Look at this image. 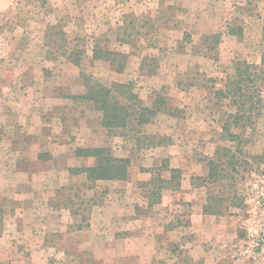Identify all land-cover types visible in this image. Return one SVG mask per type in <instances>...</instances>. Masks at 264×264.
I'll return each instance as SVG.
<instances>
[{"label":"rangeland","instance_id":"rangeland-1","mask_svg":"<svg viewBox=\"0 0 264 264\" xmlns=\"http://www.w3.org/2000/svg\"><path fill=\"white\" fill-rule=\"evenodd\" d=\"M10 1L7 0V3ZM81 1L83 0H12L10 7L0 14V102L3 104L0 113L6 111L8 114L9 112L18 114L23 110L22 107L26 108L27 103L33 106V109L27 111L30 113L33 110L36 117H41V121L45 117L52 118L48 121L51 122L50 126L37 121L36 124L31 123L30 129H36L40 134L53 130V134L56 135V131L62 126L69 136L79 139L78 144L108 147L112 150L113 156L132 158L135 166L144 170H146V143L140 146L144 151L139 152L136 139L125 138L118 132L108 133L101 126L102 113L96 111L91 103L78 98L85 93L82 76H93L108 85L114 82H131L132 90L143 105H146L147 100L150 99V93L161 94L166 100V108L162 109L155 118L157 122L155 126L149 125L141 131L144 136L158 133L173 138L176 126L174 118L168 117L169 114H175L173 102H220L215 97L214 84L220 79L224 81L227 78L234 83L238 66L244 72L245 64L260 65L264 57V0H211L212 4L206 1L209 11L199 15L184 8L182 15L183 18L186 16V21H183L188 24L182 29L188 30V34L193 33L195 35L193 40L196 42L192 40L191 44H187L188 54L200 58L199 66H196L199 69L209 70L207 74L201 73L198 68L187 70L188 64L193 63V57V59L188 57L175 59L166 52L160 57V61L157 60L152 64L150 59L154 57L150 55L154 56L155 51H146V41L141 40L146 37L144 13L146 10L140 8L134 11L133 8L138 4L145 6L146 0H112L117 10L122 8L126 10L117 16L121 21L123 19L124 23L118 27L114 26V34H124L126 24L135 21L136 35L131 37L134 43H124L134 46L135 57L127 55L126 49L124 52L121 49L118 51L114 42L106 44L105 36L95 35L93 29L89 31V28L84 27L80 16L82 19L84 16L85 18L92 16V11L83 10L80 5L85 4H81ZM182 3L187 5L186 8L193 10L189 6H193L192 0H183ZM194 15L199 20L197 22L199 26L191 25L196 20L193 18ZM102 17H107L101 19L102 24L107 20L111 22L106 13H103ZM72 19L78 21L73 23ZM76 24L82 27L77 28ZM228 26H232L231 29ZM86 29L89 32H86ZM232 29L234 34L231 33ZM111 30L108 26L102 27V31H107L110 37L113 35ZM207 35L213 38L207 46L210 55L215 58V60L210 59L209 62L202 60L203 56H201V51L205 50L206 46L203 39ZM97 40L100 41L99 46L115 49L125 55V58L114 60V67L109 62L94 60L93 51ZM215 40L218 44H214ZM126 48L128 49L127 46ZM73 51H76L75 54L79 52L81 58L74 56L70 58ZM116 62L125 64L122 74H116ZM146 62L147 65L160 68V75L151 79L148 89H146ZM174 66L180 68L179 73L175 74ZM263 79L264 68L262 75L255 79L256 87L263 85V91L258 93L262 97V102H264ZM232 98L231 96L222 100L226 104L213 107L211 111L205 106H200L199 113L203 118L210 115L216 116L215 118L220 115L223 118L226 114L235 113ZM252 101L255 103L256 99ZM26 117L28 115L23 113V118H20L17 124L26 123L28 128L29 120ZM7 120L1 119L0 125ZM15 123L16 121L11 127ZM258 126L257 118L254 125L251 127L249 125L242 134L246 135L248 130L256 129ZM160 129L162 132L159 131ZM23 131L20 133L22 134ZM26 133L23 134L26 136ZM74 133L75 135H72ZM88 134H94L97 138L91 140V135ZM142 134L134 132L132 135L135 138L138 136L142 141ZM153 141L157 142V139ZM53 142L58 143V141ZM164 142L167 140L165 139ZM1 143L0 137V146ZM243 144L244 142L240 146L241 149ZM257 145L264 147V141ZM12 148L14 147H9V150ZM31 150L20 147L17 148L19 154L11 152L7 156L0 150V264H140L138 259L146 257V251L131 249L134 246L146 247V242L141 240V238L145 240V236L141 234L133 236L130 233L111 239L101 238L100 235L96 238L92 234V225L101 223L98 221L99 213L96 207L107 205L111 199L113 201L114 193L122 191V188L131 192L130 183H124L122 186L105 181L89 183L84 176L74 177L67 171L57 170L62 165L61 155H57L53 162L46 165L36 160L31 161L30 156L34 159ZM244 156L242 164L247 165L245 164L242 169H244L243 173L245 170H248V173L244 183L239 186L238 194L243 199L245 196V199L251 200L245 203L244 210H246L245 214L248 211L252 217L247 215L248 220H240L244 213L239 212L240 209L236 210L231 218L212 219V223L209 224L212 226L211 230L204 227L197 236L187 233L185 227L180 230L182 235L176 233L169 237L173 240L169 246L171 248L163 251L164 261L156 264H264V256L257 245V240H261L260 230L264 222V210L260 208L254 195L252 189L254 178L251 175L255 171L257 174L261 173L264 168V156L251 158ZM6 162L11 166L10 168L3 165ZM20 168H24V171ZM139 168L136 169L137 175L140 174ZM34 181L36 182L32 185ZM141 193V196H146L148 190L142 186ZM31 200L35 204L32 210L29 209ZM25 201H28L29 207L23 203ZM19 204L26 213L22 218L15 219L16 212L20 210L17 208ZM126 206V210H129L128 203ZM159 208L156 207L152 212L153 216L160 212ZM190 208L192 209L190 205L178 208L179 211L171 221V226L176 219L180 220L181 226L188 223L190 219L187 214ZM71 210H79L86 215L88 226L79 229L80 217H75ZM146 212L145 205H138L135 209L137 215L145 216ZM160 220L165 221V219ZM168 224L165 225L170 226ZM35 225L39 229H36ZM106 226L108 227L109 224ZM139 226L142 227V224L140 223ZM143 226L146 227V224L143 223ZM127 239H132L133 242L127 243ZM176 241H179V245L183 243V249L176 245ZM192 243L196 247L191 251L196 256L195 262L190 257L189 248ZM229 246H235L233 253L229 250Z\"/></svg>","mask_w":264,"mask_h":264},{"label":"crops","instance_id":"crops-1","mask_svg":"<svg viewBox=\"0 0 264 264\" xmlns=\"http://www.w3.org/2000/svg\"><path fill=\"white\" fill-rule=\"evenodd\" d=\"M182 1L183 0H146L145 6H141L140 4H138L136 5V7H133L134 11H136L137 9L140 10V8L144 11L146 10V12H144L146 14V37L141 40L146 41V51H155L153 52L155 53L154 56L150 55V57H154L158 61H160V57L165 52L171 54V57L175 59H183L187 57L190 59L194 58L193 56L192 58L191 55L188 54L189 50L186 46H188L187 44L189 43L191 44V41L194 39L195 35L193 33L188 34V30L182 29L188 24V22H184L186 21V16L183 18L182 14H184V8L189 12L195 11L196 13H198V15L202 12L208 13L209 10L206 1L207 3L211 4L212 2L211 0H197L199 2H196V0H192L193 6L189 5L193 8V10H191L189 8H186L187 5L182 3ZM11 2L12 0L9 3H7V0H0V14L10 7ZM80 3L85 4L80 5L82 6L81 8L83 10L92 11V16H88L87 18H85L84 16V19H82V16H80V19L84 23V27L89 28V31H92L93 29L95 35H101V37L105 36L106 44H111L112 42H114V44H116L115 46L118 48V51H120L119 49H121V51L124 52V50L126 49L127 55H132L133 57H135L134 46L125 45L124 42H122L123 36L120 35V33L114 34L113 32L114 26L118 27L124 23L123 19L121 21V19L117 17L118 15H120V13L123 14L124 12H126L124 8L117 10L114 7L115 2H113L112 0H83ZM103 13L107 14L111 22H108L107 20L104 22V24L101 23V19L107 18L102 17ZM135 14L137 15L136 12ZM195 15L193 18L194 20H196L191 25L199 26V23H197L199 20L195 18ZM75 21L78 20L74 19L73 23H75ZM76 26L77 28L82 27L80 25L78 26L77 24ZM103 26H108V29H112L111 32L113 33V38L108 36L107 31H102ZM89 31H87L86 29V32ZM207 37L208 35L205 36L204 39ZM194 43L196 42L194 41ZM126 46L128 47V49L126 48ZM110 50L117 52V50L115 49L110 48ZM199 59V57H195L193 59V63L188 64L187 70L189 68L197 69L198 67L196 65L199 66ZM202 60L209 62L210 59L203 57ZM211 61L213 63L215 62L214 60ZM174 69L175 74L179 73L178 69L180 68H178V66H174ZM199 71L205 74L209 73V70L206 71L202 68H200ZM116 74L119 75L122 73L116 72ZM159 75L160 68H157L154 65L150 64L147 65L146 62V89H148V84L150 83L151 79H154ZM220 90H226V80L222 81L220 79L217 81V83L214 84L213 91L216 92ZM155 98L156 95L150 93V99L148 98L149 100H147L146 102V107L154 106V104H156V102H154ZM45 103H47V105H51V103L49 102ZM224 104H226V102H173L172 105H174L173 107L176 110L175 114H169L168 116L174 118L173 121L175 122L176 126L173 138L165 137L164 135L161 136L158 133H154L151 136L147 135V137L156 138L157 143L152 146H146L145 148L146 170L139 168V166H135V163L131 158L129 179L127 181L112 182L120 186H122V184L124 183H130L132 191H125L122 187H120L122 188V191L114 193L113 201L111 199V202H109L107 205L96 207L99 213L97 215L99 218L98 221H101V223L96 226L92 225V234H94L96 238L97 235H100L101 238L110 237L111 239H116L120 236H125L130 233L133 236H138L139 234H141L143 237L145 236L144 238H146L145 240L141 238V240L146 242V247L138 246L137 248H135L134 246V248L131 250L135 249L138 251H146V257L138 259L140 264H156L159 261H164L162 259L163 251H166L167 248H171L169 246L173 240L169 237L176 233L182 235L180 230L185 228L184 226H181L182 224L179 223L180 220L178 219H176V221H174V225L171 226V221L176 217L179 211L178 208L189 205L192 207V209L190 208L191 210L187 214L188 218L190 219V224L186 227L185 230L187 231V233H193L196 236L198 235V233L203 231L204 227L211 230L212 226H210L209 224L212 223V219L215 220L218 218L233 217L232 215L234 211L239 210V208L229 207L228 212H226L224 215L208 213L212 212L208 211V209H210L209 197L211 195L219 194L222 197H233L234 192L230 186L231 181L223 180L220 183L208 184L207 187L204 185H196V183L198 182L197 179L200 178V181H203V179L209 176L211 163L216 159V151L220 147V144L222 146L224 145V123L225 119L229 115L226 114L223 118L220 115H218V118H215L216 116L211 117V115L210 117L207 116L203 118L199 113V107L205 106V108L207 107V109L211 111L213 107H219ZM262 104V106L264 107V102H262ZM25 105H27L26 108H23L21 106L23 110L18 112V114H16L15 112H13V114L12 112H9L8 114L6 111L0 113V120L5 118L8 119L6 122L0 125V131L2 132L0 133V137L2 138L0 150H2V153H5V156L10 154L11 152H15V154L17 155L19 154L17 148L26 147L32 149L31 155H34V159L31 158L29 154L31 161L36 160L39 163L43 162L44 164L48 165V163L53 162L56 159L57 155H61L60 160H62V165L59 166L57 170H60L62 172L67 171L70 176L71 171L94 166L95 159L92 157H77V149L102 146L78 144L79 139L69 136V133L67 131H64L62 126L58 131L54 130L56 131V135L53 134V130H47L48 133L40 134L36 129H30L32 128L31 123L35 122L36 124L37 121L43 122V125L50 126L51 122L48 121L52 118L45 117L44 119L42 118L43 120L41 121V117H36V115H34L33 113V110L30 113L27 111V109H33V106H29L27 103ZM0 107H3L2 102H0ZM46 107L47 106H44V108ZM177 112L179 113L177 114ZM23 113L25 115H28V117H26V119L29 120L28 128L26 123L22 124V122H20L19 124H17L18 121H20V118H23ZM262 113L264 114V110H262ZM157 116H159V114ZM14 121H16V123L11 127ZM156 123L157 122L155 119L152 124H154L155 126ZM258 125L259 126L256 127V129L248 130L246 132V135L243 136V151L248 158H251L252 156H264V147H258L257 145V143L261 142L262 144L264 141V115L258 117ZM22 126L24 128H22ZM20 131H23L22 134L20 133ZM159 131L162 132L161 129ZM25 132H27L26 136L25 134H23ZM72 135H75V133ZM90 135L91 134H88V136ZM96 138L97 137L94 134L90 136L91 140H95ZM165 139L167 140V142H164ZM250 139H254V141L249 142ZM53 141H58V143H54ZM11 146L14 148H12V150H9V147ZM138 151L142 152L144 151V149H139ZM137 164L140 165L139 163ZM3 165L6 167L8 166L9 168L11 167L7 162L3 163ZM136 167L139 168L140 171V174L138 175L136 174ZM171 169H177L181 173L179 185L180 187L177 190L168 192L165 191L162 194L161 198L157 200V202H155L154 199L150 197L149 193H147L146 196H141V187L142 183L144 182L140 181L146 180V183L151 181L155 172H160L161 177L169 181L172 178L170 173ZM20 170L24 171V168H20ZM141 172L143 174H141ZM81 176H84V178L86 179V175L84 173L74 175V177ZM35 182L36 181L32 182V185ZM241 184L242 183L237 182V185L240 186ZM243 197L244 205L246 202H251V200L249 201L248 198L245 199V196ZM23 203L27 204V207H29V203H31V207L29 208L30 210H32L35 205L33 200H31L29 203L28 201H25ZM127 203L129 210H126ZM138 205H145V209L147 211L145 216L137 215L135 213V209L138 207ZM156 207H160V212L153 216L152 212L156 209ZM17 208H20V210H16L18 212H16L17 214L15 215V219H20L23 217V215H25L26 211L23 210V207H21L20 204ZM204 209H207V212H204ZM244 209L245 206H243V208L239 210V212L242 211L244 213L242 214L243 218H241V216L240 220H248L249 218L247 215H249V217H252V215H250L248 211L247 214H245L246 210ZM100 213H104V215H100ZM160 219H165V221H161ZM140 223L142 224V227L139 226ZM143 223L144 225L146 224V227L143 226ZM164 223L171 224L170 226H167ZM106 224H109V226L107 227ZM244 224L246 227L245 222ZM35 227L36 229H39L36 225ZM122 231H127L129 233L123 234L121 233ZM131 240L132 239L128 240L127 243H132L133 241ZM175 240H177L176 237ZM175 243L179 248L183 249V243L181 245L178 244L179 241H176ZM142 244L144 245L145 243ZM227 245L228 244H226V246ZM234 247L235 246H229V250L232 253L235 251ZM195 248L196 247L193 245V243L189 248L190 257L193 262H195L196 256L191 251ZM206 258L208 259L207 255ZM231 262H233V260H231Z\"/></svg>","mask_w":264,"mask_h":264},{"label":"trees","instance_id":"trees-1","mask_svg":"<svg viewBox=\"0 0 264 264\" xmlns=\"http://www.w3.org/2000/svg\"><path fill=\"white\" fill-rule=\"evenodd\" d=\"M135 21L128 22L126 28L121 33L122 42L134 43L131 37L136 35ZM145 26V25H144ZM230 29L231 27L228 26ZM240 30V29H239ZM234 34V30L231 31ZM213 38H205L203 40L206 46L205 50L201 51V56L214 59L210 55V50L207 46ZM99 40H97L94 51V60H101L109 62L114 67L116 59L124 57L125 55L110 50L109 47L99 46ZM102 43V42H101ZM100 43V44H101ZM214 44H218L215 40ZM215 47V46H210ZM212 49V48H211ZM214 50V49H212ZM211 50V51H212ZM73 51L72 56L81 58V54H75ZM77 60V59H73ZM148 60V59H146ZM152 64L156 63L157 59H150ZM116 72L122 73L125 70L124 63H117ZM244 72L242 68L238 66L236 68V81L231 82L230 78L226 80V90H220L215 92V97L220 102L226 98L233 97L232 104L234 106L235 113H229L224 123V137L223 141L225 145L220 146L216 151V159L211 163V170L209 176L203 181L200 178L197 179V186L208 184L220 183L223 180L231 181V188L233 189V197L220 196L219 194L211 195L209 197L208 213H215L217 215H224L228 212L229 207L242 209L244 206V199L238 194L239 185L237 182L244 183L246 180V174L248 170L242 169L245 164H242L244 159V151L241 149V145L244 142L243 131L246 130L249 125H254L256 119L262 115V97L258 95L263 90L261 87H256L255 79L262 75L264 68V57L260 65L245 64ZM156 71V70H155ZM83 85L85 87V93L78 98L92 104L96 111L102 113V127L108 133H119L120 136H124L129 139H136L137 148L141 149L144 143L145 146L155 145V138L147 137L142 134L144 127L153 123L157 115L166 108V100L161 94H156V104L152 107H146L140 102L138 95L132 90L133 84L130 83H111L110 85L103 83L102 81L94 78L93 76H82ZM264 82V79L262 80ZM253 94H256L255 96ZM253 99L256 102L253 103ZM255 119V121H254ZM134 132H139L143 136V140L136 138L132 135ZM151 140V141H150ZM243 141V142H242ZM237 148H236V146ZM244 145V144H243ZM77 157L95 159V164L92 167L82 168L80 170L71 171L72 175H78L84 173L86 175L87 182H118L127 181L129 179V169L131 166V158H119L113 156L112 150L108 147H91V148H79L76 152ZM247 165V164H246ZM251 169V167H250ZM171 180H165L161 177L160 172H155L153 178L149 182L142 183V186L148 190V193L155 202L159 200L165 191L177 190L180 186L181 173L177 169H171ZM244 177V179H243ZM236 189V190H235ZM207 212V209H204ZM71 213L79 218V229L88 226V217L80 211L71 210ZM190 222L186 223L184 227H187Z\"/></svg>","mask_w":264,"mask_h":264},{"label":"built area","instance_id":"built-area-1","mask_svg":"<svg viewBox=\"0 0 264 264\" xmlns=\"http://www.w3.org/2000/svg\"><path fill=\"white\" fill-rule=\"evenodd\" d=\"M253 176V184L252 189L254 195L256 196V200L261 209L264 210V168L262 169L260 174H257L256 171L252 172ZM260 238L261 240H257V245L259 250H261V254L264 256V222L262 223L260 230Z\"/></svg>","mask_w":264,"mask_h":264}]
</instances>
